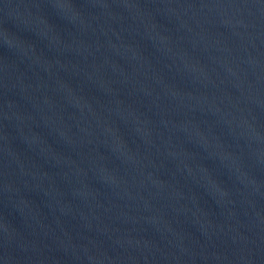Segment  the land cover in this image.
Returning a JSON list of instances; mask_svg holds the SVG:
<instances>
[{
  "label": "water",
  "instance_id": "obj_1",
  "mask_svg": "<svg viewBox=\"0 0 264 264\" xmlns=\"http://www.w3.org/2000/svg\"><path fill=\"white\" fill-rule=\"evenodd\" d=\"M0 264H264V0H0Z\"/></svg>",
  "mask_w": 264,
  "mask_h": 264
}]
</instances>
